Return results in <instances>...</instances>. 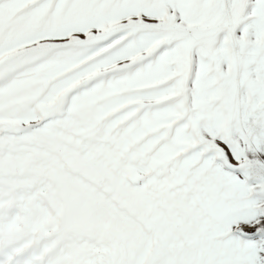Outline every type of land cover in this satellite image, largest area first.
<instances>
[{
	"label": "snow or ice",
	"instance_id": "obj_1",
	"mask_svg": "<svg viewBox=\"0 0 264 264\" xmlns=\"http://www.w3.org/2000/svg\"><path fill=\"white\" fill-rule=\"evenodd\" d=\"M0 264H264V0H0Z\"/></svg>",
	"mask_w": 264,
	"mask_h": 264
}]
</instances>
